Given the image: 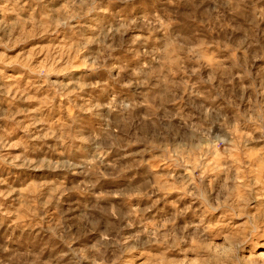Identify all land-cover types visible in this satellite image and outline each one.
<instances>
[{
	"label": "rangeland",
	"instance_id": "374dc122",
	"mask_svg": "<svg viewBox=\"0 0 264 264\" xmlns=\"http://www.w3.org/2000/svg\"><path fill=\"white\" fill-rule=\"evenodd\" d=\"M0 264H264V0H0Z\"/></svg>",
	"mask_w": 264,
	"mask_h": 264
}]
</instances>
